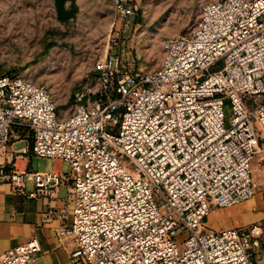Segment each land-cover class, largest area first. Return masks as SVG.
<instances>
[{
	"label": "built area",
	"instance_id": "1",
	"mask_svg": "<svg viewBox=\"0 0 264 264\" xmlns=\"http://www.w3.org/2000/svg\"><path fill=\"white\" fill-rule=\"evenodd\" d=\"M113 1L122 18L139 11ZM164 51L148 74L108 53L66 118L46 87L1 75L0 191L8 183L31 199L70 185L72 226L56 231L74 245L72 264H257L260 226L214 230L205 219L258 191L264 201V0L203 4L195 28ZM29 141L35 157L64 160L70 174L19 170L12 147ZM41 250L33 237L0 251V264H34Z\"/></svg>",
	"mask_w": 264,
	"mask_h": 264
},
{
	"label": "rangeland",
	"instance_id": "2",
	"mask_svg": "<svg viewBox=\"0 0 264 264\" xmlns=\"http://www.w3.org/2000/svg\"><path fill=\"white\" fill-rule=\"evenodd\" d=\"M139 1L137 15L122 18L113 0H0V76L19 74L46 87L61 114L68 116L74 94L86 84L95 85L108 53L140 74L155 72L163 64L166 39L188 35L202 5L217 0ZM38 163L34 161V169H43ZM254 165L259 183L261 171ZM205 226H260L264 231L259 191L239 205L213 208ZM182 241L179 235L178 244ZM251 254L257 264H264V234Z\"/></svg>",
	"mask_w": 264,
	"mask_h": 264
},
{
	"label": "crops",
	"instance_id": "3",
	"mask_svg": "<svg viewBox=\"0 0 264 264\" xmlns=\"http://www.w3.org/2000/svg\"><path fill=\"white\" fill-rule=\"evenodd\" d=\"M134 2L139 8L140 1ZM58 115L60 118L67 117L66 114H61L59 109ZM12 154L19 170L70 174V165L64 160L36 158L32 153L31 141L13 145ZM35 160L43 169H34ZM34 189V184L29 182L27 191L32 193ZM74 205L75 197L70 185L58 188L49 196L30 199L15 194L10 184H3L0 191V251L25 244L31 238L37 237L42 250L34 264H72L71 252L74 245L68 242L64 246L56 230L72 226ZM53 210L61 212V215L50 224H45L44 218ZM224 227L219 225V229ZM253 262L256 263L254 260Z\"/></svg>",
	"mask_w": 264,
	"mask_h": 264
}]
</instances>
